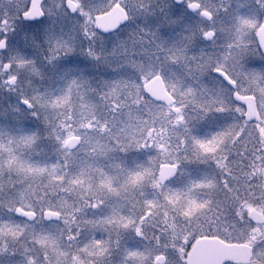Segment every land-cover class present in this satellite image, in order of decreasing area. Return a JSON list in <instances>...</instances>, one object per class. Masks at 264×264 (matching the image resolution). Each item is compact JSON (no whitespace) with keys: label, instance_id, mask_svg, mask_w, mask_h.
<instances>
[{"label":"snow or ice","instance_id":"6c2138e0","mask_svg":"<svg viewBox=\"0 0 264 264\" xmlns=\"http://www.w3.org/2000/svg\"><path fill=\"white\" fill-rule=\"evenodd\" d=\"M0 264H264V0H0Z\"/></svg>","mask_w":264,"mask_h":264}]
</instances>
